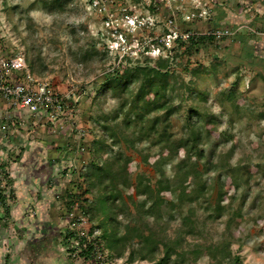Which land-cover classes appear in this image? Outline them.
<instances>
[{"label":"rangeland","instance_id":"rangeland-1","mask_svg":"<svg viewBox=\"0 0 264 264\" xmlns=\"http://www.w3.org/2000/svg\"><path fill=\"white\" fill-rule=\"evenodd\" d=\"M53 1L0 0V53L19 51L30 62L36 60L38 78L62 92L74 90L77 100L74 108L49 121L51 126L43 123L27 129L34 137L25 139L26 146L45 140L44 132L53 131L54 150H61L54 165L62 169L55 177L66 185L60 188L50 223H36L42 226V234L37 235L36 224L0 215L1 260L105 264L106 257L103 262L93 257L96 263L84 258L85 240L76 244L86 231L94 230V238L102 231L96 229L97 218L90 222L82 213L101 196L97 188L89 191L85 174L93 164L111 163L129 176L130 186L117 184L122 221L123 214L143 198L136 188L148 191L155 186V160L167 157L164 170L173 185L160 196L162 211L172 216L160 222L159 233H164L160 237H175L181 217L194 211L200 229L193 235L182 233L181 246L202 249L196 264H232L222 253L206 251L209 244L223 239L230 241L231 256H238L239 264H264V0H60L61 6L50 11ZM169 29L192 35L175 42L166 36ZM93 46L97 54L86 58ZM157 60L168 61V96L178 108L169 116L168 131L178 139L188 134L189 123H198L202 159L179 141L166 145L149 139L131 141L122 114L111 119L123 97H133L139 84H132L121 96L103 84L125 69L154 66ZM189 108L201 115L193 114L189 120ZM155 114L147 115L149 123ZM36 132L44 138L35 137ZM140 176L145 183H140ZM204 182L212 186L207 204L213 213L208 218L202 209L206 198L199 191ZM219 190L223 209L217 217ZM69 228L79 234L68 236ZM119 231L124 233V227ZM36 238L44 243L32 250L29 244ZM94 243L99 245L95 239ZM159 248L156 256L161 257L162 243ZM129 254L126 246L113 258L126 264H150L136 255L129 259Z\"/></svg>","mask_w":264,"mask_h":264},{"label":"trees","instance_id":"trees-1","mask_svg":"<svg viewBox=\"0 0 264 264\" xmlns=\"http://www.w3.org/2000/svg\"><path fill=\"white\" fill-rule=\"evenodd\" d=\"M60 6V0H54L49 8H51V11ZM180 42L184 41L180 40ZM2 54L6 53H0V55ZM94 54H97V51L93 46L91 52L85 54V56L88 58ZM25 57L31 71L33 73L34 71H37L35 67L36 60H31L30 62L26 55ZM39 59L40 58H38V60ZM168 68L169 64L167 60H157L154 66H136L134 68H128L121 74H114L108 78L107 82L103 84V87L111 89L116 96L125 94L132 84L136 82L139 84L133 97H123L120 107L114 112L111 119L114 120L119 114H122L121 121L124 128L131 131L129 137L131 141L149 139L153 144L162 145L179 141L180 145L186 146L193 155L202 159L204 157L202 149L198 148V141L202 135L200 131L201 126L198 123H189V125L186 126L188 134L178 139L172 138V133L168 131L169 116L178 109L177 105L172 103L171 98L168 96V77L171 73ZM227 98H230L228 93ZM153 112H156V114L151 123H149L146 117ZM193 114L201 115L197 109L189 108V120L192 118ZM105 117V119H109L108 116ZM103 127H106V124L103 125ZM106 130H108V128H106ZM124 131L125 130H123V132ZM166 159L167 157L155 160L153 168L158 175V178L155 181V186L148 191H145L141 187L136 188L137 194L143 195V198L135 202L131 211L128 210V212L123 214L124 220L122 221L118 218L122 211L117 208L119 200L117 184L126 187L130 186L131 182L129 176L122 173L120 169L116 168L111 163L104 165L93 164L90 172L85 174L86 177L84 179L88 181L90 187L89 191L97 188L101 194L100 197H103H98L97 202L88 205V210H84L82 213L85 216H88L87 220L90 222H94L96 218L98 219L96 229L102 231L101 234L96 233L95 240L97 244L100 242V239L103 241V245H100L99 243L97 246H104L108 249L109 258H113V253L118 250L124 251L126 246L130 247L129 259H133L136 255L141 259L149 260L150 264H192V262L196 264L195 261L201 256L202 249L199 247L188 249L181 246V241L183 239V237H181L182 233L193 235L198 229H200V222L194 220V211L181 217L180 228L176 231L175 237H160L164 234L163 231L159 233L161 229L160 222L165 216L170 218L171 215L169 212L162 211L164 199L160 196L162 192L169 191L173 185L172 180L167 176L164 170ZM204 165L207 166V163L205 162ZM180 169L181 167H179V170ZM139 180L140 183H145L143 176H140ZM206 186V182L200 183L199 191H201L203 196L205 195L206 203L202 206V209L207 213L208 218L212 216L213 213L208 209L209 204H207L208 201H210L207 200V197L210 195L212 186ZM221 195L222 193L220 191L217 198V204H219V207L222 197ZM196 196L197 195L194 197ZM186 198L189 201H193L191 194L188 196L186 194ZM68 202L70 203L71 200L68 199ZM222 209L223 206L217 211V217L221 215ZM180 211L181 210L178 212ZM235 214L236 212H234L233 215ZM152 225L156 226V228H151ZM122 226L125 229L124 233L119 231ZM146 230L149 231L147 234H145ZM89 231L90 233H94V230ZM73 232V230H70L67 235L70 236ZM83 241L84 240H82L81 243H83ZM161 243L163 244L164 252L161 257H158L156 255L159 254V245ZM105 248L103 249L105 250ZM206 251L210 255H214V253H222L221 255L226 261H231L232 264H239V257L236 255L231 256L230 241L228 239H223V242H220L217 245L209 244ZM92 252L93 245L90 243H87V246L81 250V253L85 254V259L92 258L91 261L96 263L97 261L93 258L94 255L89 256Z\"/></svg>","mask_w":264,"mask_h":264},{"label":"crops","instance_id":"crops-1","mask_svg":"<svg viewBox=\"0 0 264 264\" xmlns=\"http://www.w3.org/2000/svg\"><path fill=\"white\" fill-rule=\"evenodd\" d=\"M43 123L53 124L46 117H33L12 108L0 96V215L5 213L8 220H25L29 225L50 223L59 204L60 188L66 185L56 178L62 169L54 163L61 150H54L53 131L45 134L43 130L45 138L36 132L35 137L41 135L45 140H33L26 146L25 139L34 137L27 129L43 127ZM36 233L42 234L41 225L36 224ZM43 243L36 238L29 245L35 250ZM13 261L0 258V264H22L19 259ZM24 261L28 264L27 259Z\"/></svg>","mask_w":264,"mask_h":264},{"label":"built area","instance_id":"built-area-1","mask_svg":"<svg viewBox=\"0 0 264 264\" xmlns=\"http://www.w3.org/2000/svg\"><path fill=\"white\" fill-rule=\"evenodd\" d=\"M224 33L227 32H216L218 36H222ZM190 35L192 34H179L173 29H169V32L166 33L167 38H172L175 42L187 39L191 37ZM0 96L16 110H21L33 117H46L52 122L59 119L66 109L74 108L77 101L74 90L62 92L53 83L38 78L31 71L25 54L19 51L0 55ZM69 215L74 214L70 213ZM84 220L83 216L79 217V221L84 222ZM72 230L74 231V228ZM77 234L75 232L74 235L77 236ZM94 234L95 232L86 231L81 234L82 236L77 237L76 244L82 240L92 244L94 257L100 259L101 262L106 257L105 264H126L118 262L116 258H108V253L95 245Z\"/></svg>","mask_w":264,"mask_h":264}]
</instances>
